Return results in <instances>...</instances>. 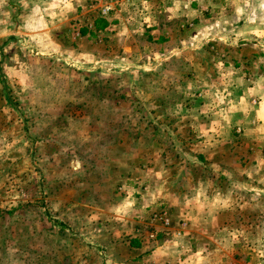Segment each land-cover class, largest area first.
Here are the masks:
<instances>
[{
  "label": "rangeland",
  "instance_id": "374dc122",
  "mask_svg": "<svg viewBox=\"0 0 264 264\" xmlns=\"http://www.w3.org/2000/svg\"><path fill=\"white\" fill-rule=\"evenodd\" d=\"M205 1L79 0L0 35V264H104L116 182L152 169L225 203L198 264H264V0Z\"/></svg>",
  "mask_w": 264,
  "mask_h": 264
},
{
  "label": "crops",
  "instance_id": "0c3cea01",
  "mask_svg": "<svg viewBox=\"0 0 264 264\" xmlns=\"http://www.w3.org/2000/svg\"><path fill=\"white\" fill-rule=\"evenodd\" d=\"M78 1L0 0V35H5L6 41L13 26L21 25L26 27L28 39H42L44 30L33 26L63 23V18L71 16L66 13L70 7L82 5ZM169 5L182 8L184 15L195 16V20L206 7L212 10V4L207 6L205 0H171ZM234 5L238 7L239 3L228 2L226 8ZM172 183L163 169L132 170L126 179L116 182L125 191L127 201L109 206L107 211L114 210L112 215L96 229L108 234L106 237L114 242L110 249L116 250L106 256L104 264H198L208 257V249L231 241L232 225L224 216L225 203L207 202L199 188L191 196H185V192L183 196Z\"/></svg>",
  "mask_w": 264,
  "mask_h": 264
},
{
  "label": "built area",
  "instance_id": "2783aa9c",
  "mask_svg": "<svg viewBox=\"0 0 264 264\" xmlns=\"http://www.w3.org/2000/svg\"><path fill=\"white\" fill-rule=\"evenodd\" d=\"M165 222L167 223L168 221L165 220ZM150 237H151V238H155V234H154V233L150 234Z\"/></svg>",
  "mask_w": 264,
  "mask_h": 264
}]
</instances>
